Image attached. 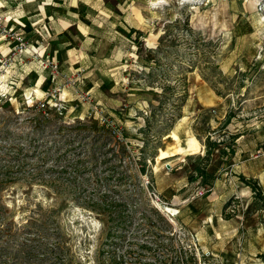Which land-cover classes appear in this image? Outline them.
I'll return each mask as SVG.
<instances>
[{"label": "rangeland", "instance_id": "1", "mask_svg": "<svg viewBox=\"0 0 264 264\" xmlns=\"http://www.w3.org/2000/svg\"><path fill=\"white\" fill-rule=\"evenodd\" d=\"M31 2L0 0V264H106L122 203L126 264H264V0H57L123 12L119 90L32 50Z\"/></svg>", "mask_w": 264, "mask_h": 264}, {"label": "crops", "instance_id": "2", "mask_svg": "<svg viewBox=\"0 0 264 264\" xmlns=\"http://www.w3.org/2000/svg\"><path fill=\"white\" fill-rule=\"evenodd\" d=\"M44 1L46 0H33L31 3L35 7L32 13L28 14L32 21L29 22L30 20L26 18V24L17 27L19 31L25 35L27 33L26 36L30 37L32 50H36L35 47L40 45L39 52L56 60L59 67L65 70L83 66L84 76L90 79L85 84L86 89L119 90L116 80L120 78V71L122 75L124 72L122 65L124 46H112L107 39L109 23L106 20L111 13L123 12H118V8L115 9L116 11H110L102 7L105 6L103 3L100 4V8L85 3L81 14L77 13L76 8H71L70 12L76 16L71 13L68 18L66 10L58 6L57 0L49 7L44 6ZM125 28L137 29L132 25H126ZM43 72L42 80L38 81H36V71L27 74V79L30 80L28 84L32 86L36 82L35 85L43 83L44 87L47 86V81L51 78L47 71ZM92 78L95 79L94 82L91 81Z\"/></svg>", "mask_w": 264, "mask_h": 264}, {"label": "trees", "instance_id": "3", "mask_svg": "<svg viewBox=\"0 0 264 264\" xmlns=\"http://www.w3.org/2000/svg\"><path fill=\"white\" fill-rule=\"evenodd\" d=\"M181 105L183 102L181 101ZM179 108V107H178ZM176 116L169 119V124H166V130H170V128L174 125V123L181 117L179 112H176ZM76 165L72 167L74 173H76ZM104 211L107 213V231L104 236L103 243L101 244V249L105 250L106 254H103L105 257L104 263L106 264H126V257L124 254H120L116 256L114 254L113 248L116 246L117 242L121 241V238L124 236V229L129 224L130 216L128 215V210L124 208V204L118 206L112 205H104ZM103 252V251H102ZM111 253V254H109ZM175 259L171 260V264H189V259L186 258L185 252H179ZM173 261V263H172ZM149 264H167L165 259H157L153 261H148Z\"/></svg>", "mask_w": 264, "mask_h": 264}, {"label": "built area", "instance_id": "4", "mask_svg": "<svg viewBox=\"0 0 264 264\" xmlns=\"http://www.w3.org/2000/svg\"><path fill=\"white\" fill-rule=\"evenodd\" d=\"M15 41H18L17 43L19 44L21 42L20 38H15ZM22 45V44H20ZM45 63L48 66V68L52 71V72H56L57 71V66L55 63H53L50 60L45 59ZM92 109L96 110L94 107H92ZM99 116H97V121L101 123V125H103L105 128L109 127V121L107 120L106 116L98 114ZM112 133H114L113 131H111Z\"/></svg>", "mask_w": 264, "mask_h": 264}, {"label": "bare ground", "instance_id": "5", "mask_svg": "<svg viewBox=\"0 0 264 264\" xmlns=\"http://www.w3.org/2000/svg\"><path fill=\"white\" fill-rule=\"evenodd\" d=\"M163 1L164 0H149V4L151 6H156V5L160 4V3H162ZM27 96H28V93H27Z\"/></svg>", "mask_w": 264, "mask_h": 264}]
</instances>
